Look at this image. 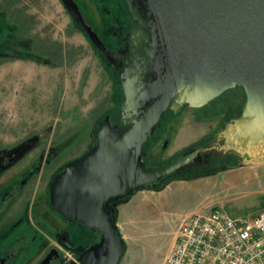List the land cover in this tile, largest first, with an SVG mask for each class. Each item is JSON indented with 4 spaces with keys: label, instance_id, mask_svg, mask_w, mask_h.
Returning <instances> with one entry per match:
<instances>
[{
    "label": "water",
    "instance_id": "water-1",
    "mask_svg": "<svg viewBox=\"0 0 264 264\" xmlns=\"http://www.w3.org/2000/svg\"><path fill=\"white\" fill-rule=\"evenodd\" d=\"M62 2L106 52L76 2ZM125 2L131 19L117 67L123 94L118 122L113 126L109 115L102 120L94 130L97 144L69 161L50 191V202L60 214L100 232L99 240L70 264H120L127 243L109 205L112 199L159 182L203 152L264 163V0ZM238 86L245 93L243 107L218 132L215 143L145 167L144 146L168 111L203 107Z\"/></svg>",
    "mask_w": 264,
    "mask_h": 264
},
{
    "label": "rangeland",
    "instance_id": "rangeland-1",
    "mask_svg": "<svg viewBox=\"0 0 264 264\" xmlns=\"http://www.w3.org/2000/svg\"><path fill=\"white\" fill-rule=\"evenodd\" d=\"M19 1L22 2L19 6L25 7L31 15L29 20L34 18V25L28 24L29 40L47 38L62 44L65 59L57 60V66L41 64L29 57L1 61L0 145L45 134L46 142L69 143L59 154L61 162L65 163L87 149L89 142L84 139L97 128L105 112L110 111L112 122L117 121L118 84L116 78L106 72L89 39L76 29L61 0ZM7 2L0 0V7H6ZM3 28L8 30V35L14 32L16 36L14 24L6 22ZM6 34L0 39L3 47ZM232 90L209 102L206 109L186 106L177 115H169L154 139L144 146L145 167L170 161L214 133L218 134L230 120L225 119V114L233 110L226 107V101L239 96L242 99L239 90ZM241 101H236L233 108ZM215 141L194 149L210 146ZM95 142L93 139L90 147ZM211 152L221 156V152ZM204 153L182 172L207 169L187 178L172 179L159 189L141 188L126 201L115 203L117 214L121 209L119 219L124 222L127 243L120 264H163L179 224L191 212L223 208L234 217L248 219L260 210L264 203V163L253 164L242 158L228 157L218 162ZM94 231V239L99 240L98 230Z\"/></svg>",
    "mask_w": 264,
    "mask_h": 264
},
{
    "label": "flooded vegetation",
    "instance_id": "flooded-vegetation-1",
    "mask_svg": "<svg viewBox=\"0 0 264 264\" xmlns=\"http://www.w3.org/2000/svg\"><path fill=\"white\" fill-rule=\"evenodd\" d=\"M3 1L8 2L6 7H0V39L7 33V41L4 47L0 44V64L10 58H31L33 55L38 63L59 65L58 46L51 47L50 53L44 57L31 54L33 42L29 40L31 30L28 27L31 15L25 7L19 6L22 2L16 4L15 10L12 0ZM74 1L84 22L97 34L106 52L92 42L62 3L76 29L89 39L108 75L117 77L119 83L117 67L123 62L131 19L125 0ZM19 21L23 23L21 30L15 25ZM6 22L16 26V36L14 32L8 35V30H4ZM118 119L116 122L111 120V124L116 125ZM93 131L89 140L84 139L89 142L87 149L65 163L61 162L59 154L69 143L46 142L45 134H34L15 144L0 145V264H40L50 255L53 257L48 264H70L77 262L79 255L98 241L94 239L92 228L82 221L64 217L49 198L54 181L65 165L97 144ZM156 133L157 130L154 136ZM93 139L96 142L90 147ZM115 203L116 199L109 201L114 208ZM78 229H81L80 234Z\"/></svg>",
    "mask_w": 264,
    "mask_h": 264
},
{
    "label": "built area",
    "instance_id": "built-area-1",
    "mask_svg": "<svg viewBox=\"0 0 264 264\" xmlns=\"http://www.w3.org/2000/svg\"><path fill=\"white\" fill-rule=\"evenodd\" d=\"M163 264H264V203L248 219L223 208L189 213L179 224Z\"/></svg>",
    "mask_w": 264,
    "mask_h": 264
},
{
    "label": "trees",
    "instance_id": "trees-1",
    "mask_svg": "<svg viewBox=\"0 0 264 264\" xmlns=\"http://www.w3.org/2000/svg\"><path fill=\"white\" fill-rule=\"evenodd\" d=\"M18 2H20L19 0H12V3H13V5H14V7H15V10H16V4L18 3ZM126 9H127V5H126ZM127 11H128V9H127ZM32 21H33V23H32ZM32 23V24H31ZM18 28H19V30H21L22 29V27H23V23L21 22V21H19V22H17V24H15ZM29 25L32 27L33 25H34V19L33 20H31L30 22H29ZM56 44V45H55ZM32 49H31V54H39V56H42V57H44V56H46V55H48L49 53H50V51H49V49L52 47V48H54L55 46H58V52H59V60H60V62H62L64 59H65V57H64V54H65V50H64V47H63V45L62 44H58V43H55V42H51V41H49L47 38H43L42 40H37V41H34L32 44ZM53 50V49H52ZM31 58H35V57H33V55L32 56H30ZM117 77H116V81H117ZM117 84H118V92H120V93H117L118 95H119V97H118V100H117V114H116V116L118 117L119 116V102L123 99V94H122V91H121V86H120V84L117 82ZM234 90H239L240 92L239 93H241V95H242V99H241V97L239 96V97H234V99L232 100V101H226V104H227V106L226 107H229L230 109H233V110H230V111H228L226 114H225V119L226 120H228V119H231V118H233V117H235V116H238L239 114H240V111H241V109H242V107H243V104H244V101H245V93H244V90H243V88L242 87H240V86H238V87H236V88H233ZM234 90H232V91H234ZM226 93V92H225ZM225 93H223V95L225 94ZM116 94V95H117ZM222 96V95H221ZM221 96H219V97H221ZM242 100L241 101V103H240V105L237 107V108H233V106H234V104H235V102L236 101H238V100ZM216 100V99H215ZM187 106V105H186ZM186 106H184V107H186ZM205 109H206V106H203ZM220 108V107H219ZM226 109V108H225ZM106 114H111V112L110 111H107V112H105L103 115L104 116H106ZM169 115H172V116H174V115H177V112L175 113V112H173V111H168L166 114H165V116L161 119V121H160V123H159V126H158V128H157V131H158V129L162 126V122L164 121V120H166L167 118H168V116ZM225 120V121H226ZM224 121V122H225ZM224 126H225V123H224V125L221 127L222 129L224 128ZM216 134L217 133H214V135L213 136H209L208 137V139L207 140H203L202 142L203 143H201V142H199L198 144H196V145H194V146H192L191 148H189V149H187L186 150V152H188L189 150H193L194 148H196V147H198V146H203L204 144H207V143H210V142H212V141H214V140H217V136H216ZM156 136V135H155ZM155 136H153L152 138H150V140L149 141H147L146 142V144H148L150 141H152L153 139H154V137ZM182 153H184V152H182ZM211 155L210 156V158L211 159H214L215 161H223V160H225L227 157L228 158H234V159H241V157L240 156H238V155H235V154H233V153H228V154H226L225 156L221 153V156L220 157H217L216 155H213V153L212 152H206V153H204L203 155H206V157L208 156V155ZM208 168V167H207ZM207 168H198L197 169V171H194V170H187V171H184V172H182L183 171V168L181 169V170H179V171H177V172H175V173H173V174H171V175H168V176H166V177H164V178H162L159 182H157V183H155V184H149V185H147V188H156V189H159V188H161L164 184H166L167 182H169V181H171L172 179H175V178H187L188 176H191L192 174H196L198 171H202V170H204V169H207ZM132 193H134V192H132ZM132 193H129V194H125V195H123L122 197H119V198H117L116 199V203H122V202H124V201H126V199H128L129 198V195L130 194H132ZM115 214H116V218H117V210H116V208H115ZM100 234V232L99 231H97L96 232V235L98 236ZM95 240H97V239H95Z\"/></svg>",
    "mask_w": 264,
    "mask_h": 264
},
{
    "label": "crops",
    "instance_id": "crops-1",
    "mask_svg": "<svg viewBox=\"0 0 264 264\" xmlns=\"http://www.w3.org/2000/svg\"><path fill=\"white\" fill-rule=\"evenodd\" d=\"M125 204V203H124ZM124 205L122 204V207H123ZM120 214H117V223H118V225H119V227L121 228V230H122V234H123V236L125 237V234H124V232H123V221H121L119 218H121V209H120Z\"/></svg>",
    "mask_w": 264,
    "mask_h": 264
}]
</instances>
